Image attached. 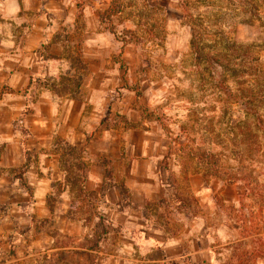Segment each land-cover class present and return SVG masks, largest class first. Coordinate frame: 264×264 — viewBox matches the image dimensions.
<instances>
[{
	"label": "crops",
	"instance_id": "obj_1",
	"mask_svg": "<svg viewBox=\"0 0 264 264\" xmlns=\"http://www.w3.org/2000/svg\"><path fill=\"white\" fill-rule=\"evenodd\" d=\"M83 1L111 4L0 0V247L16 246L17 261L34 250L95 264L252 258L256 235L243 238L241 227L209 219L225 186L185 170L158 130L132 119V99L113 97L110 87L124 84L112 62L116 47L90 8L76 31ZM113 116L131 124L111 125ZM244 187L233 203L241 205Z\"/></svg>",
	"mask_w": 264,
	"mask_h": 264
},
{
	"label": "rangeland",
	"instance_id": "obj_2",
	"mask_svg": "<svg viewBox=\"0 0 264 264\" xmlns=\"http://www.w3.org/2000/svg\"><path fill=\"white\" fill-rule=\"evenodd\" d=\"M86 3L79 6L76 31L83 32L85 8H90L99 31L111 34L116 47L112 62L121 68L116 75L124 83L110 87L113 97L132 99V119L158 130L171 145V158L185 170L201 174L197 162L187 156L189 149L200 148L209 160H218L224 174L221 180L209 176V181L215 189L224 185L226 193L216 194L215 214L209 209V219L241 227L243 238L256 235V255H246L241 264L259 262L264 258V159L256 151L261 147L260 156L264 154V0H111L106 9ZM193 33L204 52L215 45L227 53L226 43L236 45L234 62L226 68L199 70ZM255 99L260 107L252 111L250 102ZM118 123L131 124L113 116L110 124ZM229 175L241 186L224 184ZM245 180L252 186L238 205L233 198L244 191ZM179 183L183 193L185 186ZM184 202L193 213L198 211L195 199ZM42 226L51 227L49 222ZM17 250L2 242L0 264H95L93 257L79 255L74 260L53 252L48 258L42 250L17 261ZM21 254L25 256L24 249Z\"/></svg>",
	"mask_w": 264,
	"mask_h": 264
},
{
	"label": "trees",
	"instance_id": "obj_3",
	"mask_svg": "<svg viewBox=\"0 0 264 264\" xmlns=\"http://www.w3.org/2000/svg\"><path fill=\"white\" fill-rule=\"evenodd\" d=\"M185 20H188L189 15H185ZM193 35L195 36V38L192 41V45H193V49L194 52L196 54V67L201 71H205L207 69H213L216 70L217 68H226L228 67V65L232 64L236 58V53L237 50H239L238 47H236V45L232 44H227V47L229 49V52L227 53H222L224 51H219L216 50L215 45L213 46V49L211 52H204L201 48L199 49L197 45V41H196V34L193 33ZM193 36V37H194ZM220 38H218V40L215 41L216 44H221L220 42ZM226 47V46H225ZM223 54V55H222ZM228 64V65H227ZM256 102L257 99H255L254 101L250 102L251 105H253V107H251V110L256 111ZM264 102H262L263 104ZM264 105V104H263ZM260 106H258L259 108ZM262 121V119L259 118V122ZM261 123V122H260ZM188 147V145H185L184 148ZM260 152H261V147H258L256 153L257 156H259L261 159H264V154L262 156H260ZM187 156L191 157L192 159H194L197 162V167L198 170H201V175L205 178V180L209 181V176L215 177L218 180H221L222 175L224 173H222V169H220V166L218 165V160L210 159L209 160V155L206 154L205 152H203V150H201L200 148L197 149H189ZM223 181V180H222ZM238 182H241L237 177L234 176H230L229 175V179L227 181H223L224 184H236ZM245 187L247 189V191L250 192V187L252 186V181H246L245 180ZM224 186V185H223Z\"/></svg>",
	"mask_w": 264,
	"mask_h": 264
}]
</instances>
